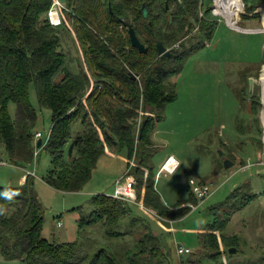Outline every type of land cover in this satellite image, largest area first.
Masks as SVG:
<instances>
[{
    "label": "trees",
    "instance_id": "1",
    "mask_svg": "<svg viewBox=\"0 0 264 264\" xmlns=\"http://www.w3.org/2000/svg\"><path fill=\"white\" fill-rule=\"evenodd\" d=\"M243 2L248 14L264 4V0ZM218 3L225 9L219 7L217 12L229 23H236L244 12L241 0ZM66 4L72 11L70 21L87 71L80 61L76 62L80 69L73 71L72 58L63 46L71 33L46 21L51 0H0V159L5 156L11 165L26 168L35 158L38 113L30 99V88L35 84L39 103L51 111L53 123L49 139L40 148L51 157L44 182L57 191L80 192L107 149L126 150L128 170L132 162L137 165L132 173L137 203L94 197V211L80 228L100 222L110 236L121 237L126 234L110 229L128 219L131 233L139 238L122 258L105 250L84 255L78 242H50L43 236L45 210L34 180L28 176L20 187L0 186V258L19 264H125L124 260L129 264H172L162 239L134 214L133 206L142 202L160 218L177 220L192 211L190 205H199L188 182L189 202L166 207L155 189L156 175L149 163L157 150L153 140L157 124L163 120L166 107L178 99L177 85L171 79L182 72L189 55L212 41L217 31L219 22L212 16V3L66 0ZM252 18L259 19V14ZM128 25L133 26L148 53L133 48ZM159 41L171 51L170 57L159 55ZM250 97L252 112L259 116L261 97ZM10 103L17 106L15 120L10 116ZM75 140L78 143L70 157L68 150ZM251 199L244 197L240 205L228 199L221 207L234 213ZM228 223L229 217L219 215L208 231L200 234V246L212 252V258L221 257V242L225 253L240 245L238 236L223 233Z\"/></svg>",
    "mask_w": 264,
    "mask_h": 264
},
{
    "label": "rangeland",
    "instance_id": "2",
    "mask_svg": "<svg viewBox=\"0 0 264 264\" xmlns=\"http://www.w3.org/2000/svg\"><path fill=\"white\" fill-rule=\"evenodd\" d=\"M241 1L244 12L236 23H231L238 25L234 27L221 14L214 13L225 6L218 0H207L212 3V16L219 22L217 31L212 41L189 55L182 72L171 79L177 85L178 99L166 107L164 118L153 135L157 150L149 166L156 175L155 189L165 206L172 209L189 202V180L210 186L211 197L177 220L160 218L145 206H133L134 214L143 218L162 239L172 264H264V165L241 170L264 162V18L261 15L264 10H260L264 4L254 13L259 14V19H253L254 14H248ZM244 30L260 33L239 32ZM73 31L64 40V49L72 58L73 71L80 69L77 61L87 71L80 42ZM37 93L36 85L32 84L30 99L38 113L35 130L42 134L43 142H47L52 114L40 105ZM256 94L263 102L259 116L253 114L250 101V96ZM16 110V104L10 103L13 120ZM169 156L179 161V169L173 174L158 176ZM1 159L8 164L0 167V186L20 187V181L27 176L34 180L45 210L43 236L50 242H78L84 255L92 256L105 250L120 258L134 247L139 235L131 233L128 219L110 229L126 234L121 237L110 236L108 228L100 222L80 228L94 211L93 198L112 196L117 182L125 183L126 150L107 149L89 182L82 191L74 193L57 191L44 182L51 168V157L44 149L38 150V156L25 169L11 165L5 156ZM227 161L233 163L229 169L225 168ZM136 166L134 162L131 174ZM246 196L252 198L250 203L234 213L221 207L228 199H235L236 205L243 204ZM219 215L229 217L223 233L238 236L240 245L234 247L235 254H230L224 252L221 242L223 253L215 259L210 257L212 252L200 246L199 239ZM179 246L190 249L191 254L180 256ZM0 264L19 262H5L0 258Z\"/></svg>",
    "mask_w": 264,
    "mask_h": 264
},
{
    "label": "built area",
    "instance_id": "3",
    "mask_svg": "<svg viewBox=\"0 0 264 264\" xmlns=\"http://www.w3.org/2000/svg\"><path fill=\"white\" fill-rule=\"evenodd\" d=\"M215 15H218V12L214 11ZM70 14H72V11L69 9V7L66 4V0H51V7L46 15V21L54 28H64L68 30L70 33L73 31L71 21H70ZM74 32V31H73ZM72 34V33H71ZM75 34V33H74ZM179 45H176L177 48ZM144 113L140 111V115L142 116ZM140 128V120L138 124V129ZM42 139V134L40 132H37L35 134L34 139V146H35V157L38 156V148L37 143L38 140ZM262 163V164H261ZM256 163L251 166H245L242 167L241 170H246L250 167L258 166V165H264V162ZM8 163L4 162L2 159H0V166H5ZM134 162L131 163V168L133 166ZM180 167L179 161L174 156H169L164 164L161 166L160 171L158 172V176L162 174H173L175 173ZM131 168L128 170L126 176H125V183L123 184L120 181L117 182V189L115 190V193L111 196L112 198L116 200H121L125 202L130 203H137L138 196L136 191V180L134 176L131 174ZM189 184L192 188L193 193L196 195V197L199 199L200 203H203L206 201L210 196V186L198 184L194 180H189ZM139 207L144 206L142 202H139ZM187 205H182L181 208H185ZM192 209H195L196 206L190 205ZM157 214L156 212H154ZM59 227L61 224H58ZM178 254L180 256H184L187 254H191V250L182 246L178 247L177 250Z\"/></svg>",
    "mask_w": 264,
    "mask_h": 264
},
{
    "label": "water",
    "instance_id": "4",
    "mask_svg": "<svg viewBox=\"0 0 264 264\" xmlns=\"http://www.w3.org/2000/svg\"><path fill=\"white\" fill-rule=\"evenodd\" d=\"M143 13H144V17L148 18V11H147L146 6H143ZM128 32H129V36H130V40H131V45L133 46V48L137 49L141 54L148 53V48H146L145 45L140 41V39L138 38L137 33H136V31L132 25H128ZM157 48H158V53L161 57H163V58L170 57L171 51L167 50V48L160 41L157 44ZM263 60H264V50H263ZM130 76L132 77V79H134V80L136 79V75L133 74L132 72L130 73ZM250 82H251V87H253L254 80L251 79ZM262 104H263V102H262ZM77 143H78V141L75 140L71 144V146L69 148V156L70 157L72 156L74 147L77 145ZM42 145H43V140L39 139L38 143H37V148L40 149L42 147ZM231 166H233L232 162L227 161L225 163L226 169H229ZM236 252H237V250L235 248L229 249L230 254H235Z\"/></svg>",
    "mask_w": 264,
    "mask_h": 264
},
{
    "label": "crops",
    "instance_id": "5",
    "mask_svg": "<svg viewBox=\"0 0 264 264\" xmlns=\"http://www.w3.org/2000/svg\"><path fill=\"white\" fill-rule=\"evenodd\" d=\"M229 24H231V23H229ZM231 25H233L234 27H238V25H235V24H231ZM238 31V30H237ZM239 32H241V33H246V34H259L260 32H256V33H254V32H251V31H239ZM263 69H264V66H263ZM263 69H262V71H263ZM1 167V166H0ZM15 167H17V166H15ZM18 168H21V167H18ZM22 169H25V168H22ZM25 176V175H24ZM27 178H28V176L27 177H23V179L20 181L21 182V185L20 186H22V185H24L25 183H26V180H27ZM59 224V223H58Z\"/></svg>",
    "mask_w": 264,
    "mask_h": 264
},
{
    "label": "bare ground",
    "instance_id": "6",
    "mask_svg": "<svg viewBox=\"0 0 264 264\" xmlns=\"http://www.w3.org/2000/svg\"><path fill=\"white\" fill-rule=\"evenodd\" d=\"M263 121H264V113H263Z\"/></svg>",
    "mask_w": 264,
    "mask_h": 264
}]
</instances>
